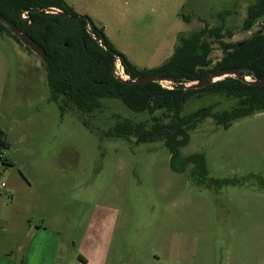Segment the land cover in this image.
<instances>
[{
  "label": "rangeland",
  "instance_id": "1",
  "mask_svg": "<svg viewBox=\"0 0 264 264\" xmlns=\"http://www.w3.org/2000/svg\"><path fill=\"white\" fill-rule=\"evenodd\" d=\"M66 2L104 28L113 46L141 69L160 66L180 36L206 25H222L233 34L229 41L239 42L264 21L244 29L256 0ZM221 56L214 45L213 64ZM100 101L134 122L150 119L120 99ZM234 104L222 94H196L181 116ZM155 116L173 121L164 111ZM0 128L8 143L0 177L9 193L0 196V258L22 260L31 228L42 225L60 235L54 264H264V188L257 179H264V112L227 129L207 118L191 132L181 155L204 154L208 177L239 182L199 186L188 172L170 168L162 136L146 143L101 137L62 112L51 99L43 59L0 32ZM37 260L42 258L35 254Z\"/></svg>",
  "mask_w": 264,
  "mask_h": 264
},
{
  "label": "trees",
  "instance_id": "2",
  "mask_svg": "<svg viewBox=\"0 0 264 264\" xmlns=\"http://www.w3.org/2000/svg\"><path fill=\"white\" fill-rule=\"evenodd\" d=\"M52 8L72 17L79 16L66 0H0V14L20 30L26 28L31 40L45 51L43 64L51 99L62 112L73 114L88 130L101 137L122 140L134 137L137 143H146L162 136L160 140L171 154L170 168L176 173L188 172L191 180L199 186L220 189L239 183L238 180L208 177L204 154L183 157L180 150L189 143L191 132L207 118H212L217 126L227 129L239 119L264 112V86L247 84L234 78L189 91L163 87L159 82L130 85L115 76V56L105 50L99 40L117 53L130 78L156 74L162 80L189 83L206 78L220 69L240 67L245 75L261 79L264 78V21L257 30L239 42L229 41L233 34L222 25H206L187 36H180L172 56L160 66L141 69L113 46L104 28L96 27L90 19L89 22L85 19L74 21L67 16L44 12ZM23 12H28L30 24L21 18ZM262 17L264 0H256L247 9L244 29L251 31ZM0 32L9 34L22 45L11 29L1 22ZM214 45H218L222 56L213 64L211 54ZM24 48L30 51L28 47ZM204 93L222 94L234 99L235 104L222 111H215L217 106L210 105L181 116L188 99ZM103 98L120 99L130 110L150 114V119L134 122L108 112L100 101ZM157 111L172 114L171 124H165L155 116ZM101 119L110 124L100 125ZM7 146L6 132L0 128V158H3L2 149ZM257 179L264 188V179Z\"/></svg>",
  "mask_w": 264,
  "mask_h": 264
},
{
  "label": "water",
  "instance_id": "3",
  "mask_svg": "<svg viewBox=\"0 0 264 264\" xmlns=\"http://www.w3.org/2000/svg\"><path fill=\"white\" fill-rule=\"evenodd\" d=\"M37 11V10H33ZM45 13L49 14H55V15H60V16H67L69 19L74 20V21H79L81 19H85L89 22V19L87 17L83 16H76L72 17L69 15H66L64 12L58 10V9H46L44 10ZM0 22L5 24L7 27L11 29V32L15 34L19 39L20 42L24 47H28L33 53L36 55L40 56L42 59L45 58L46 53L45 51L40 47L37 46L31 38L28 36L26 33V29L20 30L15 26V24L9 20H7L5 17H3L0 14ZM88 29L90 30L89 23L87 25ZM100 45L105 49L110 52L113 56H115V61L117 62L118 60L121 61V58L117 55V53L113 50H109L108 46L106 45L105 42L102 40H99ZM116 76V75H115ZM118 77V76H117ZM120 78V77H119ZM227 78H234L237 79L241 82H245L247 84L255 85V86H264V78L261 79H252V77L245 75L243 72L242 68L237 67V68H231V69H220L217 70L213 73H211L209 76L206 78L189 82V83H179L175 80H162L158 75L154 74L151 76H142V77H137V78H120L122 81H124L127 84L130 85H142L150 82H159L162 84L163 87H168L171 89H182L184 91H189V90H196V89H201L204 88L210 84H213L217 81H221Z\"/></svg>",
  "mask_w": 264,
  "mask_h": 264
},
{
  "label": "crops",
  "instance_id": "4",
  "mask_svg": "<svg viewBox=\"0 0 264 264\" xmlns=\"http://www.w3.org/2000/svg\"><path fill=\"white\" fill-rule=\"evenodd\" d=\"M31 241L27 246L24 258L14 262V257L6 254L0 258V264H54V256L60 247V235L51 232L46 226L31 228ZM41 257V262L34 263V256Z\"/></svg>",
  "mask_w": 264,
  "mask_h": 264
},
{
  "label": "built area",
  "instance_id": "5",
  "mask_svg": "<svg viewBox=\"0 0 264 264\" xmlns=\"http://www.w3.org/2000/svg\"><path fill=\"white\" fill-rule=\"evenodd\" d=\"M115 75L118 76V77H120V78H127V77H129L128 75L125 74L124 68H123V66H122V64L120 63L119 60L116 62ZM5 194H9L7 192V184L0 177V196L5 195Z\"/></svg>",
  "mask_w": 264,
  "mask_h": 264
},
{
  "label": "flooded vegetation",
  "instance_id": "6",
  "mask_svg": "<svg viewBox=\"0 0 264 264\" xmlns=\"http://www.w3.org/2000/svg\"><path fill=\"white\" fill-rule=\"evenodd\" d=\"M21 18L24 20V21H29V23L28 24H30L31 23V20H29V18H28V12H23L22 14H21ZM23 29H26V28H23ZM121 62V64H122V61H120ZM122 66H123V64H122ZM123 68H124V66H123ZM124 72H125V70H124ZM114 73H115V71H114ZM126 74V73H125ZM127 75V74H126ZM129 76V75H128Z\"/></svg>",
  "mask_w": 264,
  "mask_h": 264
}]
</instances>
